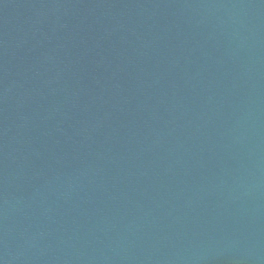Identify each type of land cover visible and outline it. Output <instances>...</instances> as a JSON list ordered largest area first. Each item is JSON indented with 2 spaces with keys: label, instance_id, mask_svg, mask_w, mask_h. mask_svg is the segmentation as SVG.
<instances>
[{
  "label": "water",
  "instance_id": "water-1",
  "mask_svg": "<svg viewBox=\"0 0 264 264\" xmlns=\"http://www.w3.org/2000/svg\"><path fill=\"white\" fill-rule=\"evenodd\" d=\"M0 264H264V0H0Z\"/></svg>",
  "mask_w": 264,
  "mask_h": 264
}]
</instances>
